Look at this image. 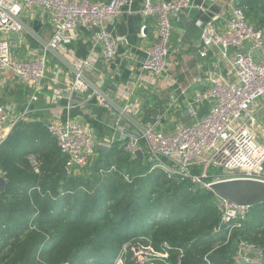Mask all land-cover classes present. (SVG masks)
<instances>
[{
    "label": "built area",
    "instance_id": "obj_1",
    "mask_svg": "<svg viewBox=\"0 0 264 264\" xmlns=\"http://www.w3.org/2000/svg\"><path fill=\"white\" fill-rule=\"evenodd\" d=\"M217 1L143 0L137 11L141 17L156 19L154 40L147 47L140 65L143 71L155 76L166 72L170 54L171 18L177 20L181 14L193 9L198 13H211L208 19L197 18L194 21L195 26L200 28V43L196 47L198 57L205 59L213 55L223 69V73L215 71L205 75L204 79L210 87L205 92L196 93L195 102L207 101L208 112L171 133L153 128H145L141 132L122 128L119 135L112 136V142H118L132 158H137L134 151L140 149L147 163L151 164V170L159 168L169 177L176 175L182 179L188 178L193 183H201L206 189L210 182L218 180H264V143L257 140L253 130L256 123L254 103L259 98L264 99V27L257 28L250 23L234 0L217 13H212L209 6ZM132 3L133 0H0V73L11 69L18 80L34 89L30 100L39 101L41 84L46 79L47 53L14 61L8 38H5L9 34L21 33L23 12L38 7L49 13L52 36L47 44L53 50L60 51L64 44L70 43V34L77 26L93 31L95 44L101 45L99 54L92 52L86 59H74L72 66L75 77L69 81L64 92L55 91L53 98L65 97L66 91L69 94L89 93L84 102L94 96L99 105L106 107L105 99L96 91H90L83 74L93 67L98 56L104 62L116 57L118 43L106 25ZM145 29V25L140 27L142 37H145ZM254 48L261 51L263 58L253 56L251 50ZM138 110L139 105L136 103H128L123 108L127 113ZM28 111L27 108L12 119L0 103V145L15 124L26 119ZM189 111L195 114L192 107ZM46 127L55 138L59 151L67 158L66 167L70 171L84 169L91 164L97 154L96 142L86 126L67 117L64 121L54 118ZM120 127L121 123L115 121L114 129ZM27 160L32 173L40 175L42 163L38 157L29 154ZM191 168L197 169L198 173H192ZM113 169L112 166L106 171L100 170V173ZM124 178L130 181L128 174ZM215 205L220 222L213 232L217 233L223 225L235 221L228 227V236L233 227L240 226L239 221L244 219L249 208L219 197H216ZM126 248H129L128 244L122 246V249ZM170 248L164 243L163 252L139 244L129 249L135 264H149L147 260L152 257H159L161 264H167ZM124 257L125 253H120L112 264H123ZM262 258V249L245 240L238 241L232 256L235 263L245 264H261ZM204 261L209 264L206 257Z\"/></svg>",
    "mask_w": 264,
    "mask_h": 264
},
{
    "label": "trees",
    "instance_id": "obj_2",
    "mask_svg": "<svg viewBox=\"0 0 264 264\" xmlns=\"http://www.w3.org/2000/svg\"><path fill=\"white\" fill-rule=\"evenodd\" d=\"M235 4L255 27H264V0ZM30 151L43 161L40 177L30 169ZM63 165L39 122L18 121L0 145V170L9 179L0 196V264H86L92 254L108 253L92 263L105 264L125 244L163 252L164 243L171 247L167 264H178L181 255L180 264H206V256L209 264H231L240 240L259 246L264 264V236L258 237L264 233V203L249 207L227 237L235 221L213 232L220 214L209 189L159 168L143 171V162L117 145L82 175L62 177ZM111 165L115 170L100 173Z\"/></svg>",
    "mask_w": 264,
    "mask_h": 264
},
{
    "label": "crops",
    "instance_id": "obj_3",
    "mask_svg": "<svg viewBox=\"0 0 264 264\" xmlns=\"http://www.w3.org/2000/svg\"><path fill=\"white\" fill-rule=\"evenodd\" d=\"M142 1L133 0L131 6L123 9L116 19L106 25L118 43L116 57L109 62H104L98 56L93 67L83 74L85 79L111 99L114 105L105 100L106 107L99 105L94 96L84 102L89 93L69 94L66 91L65 97L53 98L55 91L64 92L69 81L75 77V71L71 67L74 59H86L92 52L100 53L101 45L95 44L93 31L77 26L70 34V43L64 44L63 49L57 51L58 56L63 58L59 59L47 50L45 45L52 36L48 21L49 13L38 7L26 9L21 16L22 32L5 37L10 44L12 60H27L46 52L52 60V65H48L50 68H48L46 79L41 84L38 102L30 100L34 89L18 80L11 69L0 73V103L10 117L16 118L28 108V115L24 121L39 122L45 128L54 118L64 121L68 117L86 126L96 144H107L112 149L113 145L121 147L118 142H112V136L119 135L122 128L127 131L141 132L117 110V107L123 111L128 103H136L139 105L137 112L125 113L143 129L153 128L164 133L174 132L180 126L190 124L205 115L209 110V103L195 102L196 93L209 89L210 84L204 79L205 75L215 71L223 73V69L213 55L205 59L198 57L196 47L200 43V28L195 26L194 21L197 18L208 19L211 13H198L193 9L181 14L177 20L171 18L178 22L179 28L173 30L175 38L170 41L166 72L155 76L143 71L140 67L146 49L154 40L157 30L155 17L144 18L137 12ZM231 1L218 0L210 5L209 9L212 13H217ZM142 25L146 26L145 37L140 35ZM190 29L195 30L191 35ZM90 91L96 90L90 86ZM96 93L101 96L97 91ZM74 95L76 99H71L70 96ZM68 106L69 109H67ZM263 106L264 102L254 103L257 114H260L259 108ZM191 107L195 110V114L189 111ZM115 121L121 123L119 129H114ZM47 133L55 141L48 130ZM29 154L36 155L33 151ZM99 154L101 152H97L96 155ZM61 156L64 158L62 169L66 168L67 173L66 176H62L61 169L60 175L62 177L78 175L77 170H80L70 171L66 167L67 158L62 153ZM38 159L43 166V161L39 157ZM140 160L143 165L147 164L146 169L151 170V164L147 163L144 155ZM112 166L115 170L114 165L110 168ZM262 173L264 178V165ZM37 176L40 177V175ZM34 188L40 191L39 185ZM227 237H229L228 233Z\"/></svg>",
    "mask_w": 264,
    "mask_h": 264
},
{
    "label": "water",
    "instance_id": "obj_4",
    "mask_svg": "<svg viewBox=\"0 0 264 264\" xmlns=\"http://www.w3.org/2000/svg\"><path fill=\"white\" fill-rule=\"evenodd\" d=\"M46 48L54 53L59 59H63L58 56V52L49 47L47 43H45ZM69 65V64H68ZM75 71L74 67L71 66ZM83 79L94 88L101 96L112 105L113 102L109 99L105 94L101 93L97 87L91 84L85 77ZM71 99H76V96H70ZM80 100V99H79ZM117 110L122 113L130 122L136 125V127L140 131H144V129L131 117H129L124 111L117 107ZM111 150V147L107 144L98 143L96 144V151L101 152L103 156L107 155ZM134 154L138 159H142V153L140 149L134 151ZM67 169L64 168L61 171L62 176H66ZM9 185V179L0 172V196L5 193L7 187ZM208 189L216 196L221 199L228 200L236 205L251 207L254 205H258L260 203H264V180L258 179H246V178H236V179H226V180H218L212 181L208 185Z\"/></svg>",
    "mask_w": 264,
    "mask_h": 264
},
{
    "label": "rangeland",
    "instance_id": "obj_5",
    "mask_svg": "<svg viewBox=\"0 0 264 264\" xmlns=\"http://www.w3.org/2000/svg\"><path fill=\"white\" fill-rule=\"evenodd\" d=\"M233 5V3H232ZM171 22V32H170V41H172V39H174L175 37V32H173V30H177L179 28V25H178V22H175V20H170ZM195 30L194 29H190V35L194 32ZM263 41H264V38H263ZM246 45H249V43H246ZM18 51V50H17ZM251 53L253 54V56H257L259 55V57L261 56V51L257 48H254L251 50ZM261 58H263V55L261 56ZM52 65V60L51 58L49 59V57H47V62H46V74L48 75V67ZM257 103H263L264 102V99L262 98H259L256 100ZM255 102V103H256ZM264 107V106H263ZM259 108V112L260 114H257L255 113V125L253 127V130L254 132L256 133V136H257V140L260 142V143H264V108ZM38 155V154H37ZM39 156V155H38ZM97 157V155L95 156ZM94 157V158H95ZM41 159V158H40ZM145 164V163H144ZM147 167V164L144 165V167L142 168L143 171L146 169ZM80 171L77 170V173L78 175H82L84 171L87 170V167H86V170L84 169H79ZM89 171V169L86 171V173ZM89 174V173H88ZM195 184H199L203 187V185L199 182L195 183ZM73 201V198L70 199V202ZM167 216V213L165 214ZM150 219V218H149ZM147 220L145 219V222H149L150 220ZM260 231H263L264 232V229H261ZM253 236V235H252ZM264 236V233L261 235V236H258V237H263ZM120 253H125V257L123 258V264H135L133 259H132V255H131V251L129 250V248H126V249H122L120 248L119 252L117 254H115L110 260L107 261V263L105 264H109V263H113L114 259L116 257H118L120 255ZM235 253V251L232 252V255L231 257L233 256V254ZM108 255V253H95V254H92L90 256V258L87 260L86 264H92V263H96L98 261V259H103L105 258L106 256ZM207 260H208V257L206 256ZM148 259V258H147ZM161 258L159 257H152L151 259H148V263L149 264H161V261H160ZM111 261V262H110ZM209 261V260H208ZM207 264V263H206ZM231 264H245V263H235L233 260H232V263ZM263 264V263H262Z\"/></svg>",
    "mask_w": 264,
    "mask_h": 264
}]
</instances>
